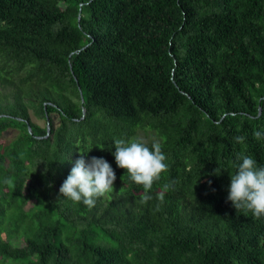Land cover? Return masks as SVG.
<instances>
[{
  "label": "trees",
  "instance_id": "obj_1",
  "mask_svg": "<svg viewBox=\"0 0 264 264\" xmlns=\"http://www.w3.org/2000/svg\"><path fill=\"white\" fill-rule=\"evenodd\" d=\"M138 128L167 157L146 202L112 155ZM257 130L264 0H0L1 264H264V217L227 199ZM86 150L116 174L91 208L59 193Z\"/></svg>",
  "mask_w": 264,
  "mask_h": 264
},
{
  "label": "clouds",
  "instance_id": "obj_2",
  "mask_svg": "<svg viewBox=\"0 0 264 264\" xmlns=\"http://www.w3.org/2000/svg\"><path fill=\"white\" fill-rule=\"evenodd\" d=\"M255 139H264V131H255ZM243 142L244 136L235 137ZM115 151L112 155L116 165L126 169L128 179L144 189L143 201L152 199L149 194L154 180L167 169V157L162 145L154 141L149 145L143 138H120L113 140ZM90 149V148H89ZM88 149V150H89ZM75 159L69 174L59 188L63 198L93 207L98 197L113 191L116 174L112 165L103 157L86 159L87 151ZM235 172L228 185L227 199L237 210L251 212L256 218L264 217V165L248 154L236 157ZM219 172V171H217ZM165 190L169 185H164ZM164 193L159 194L163 199Z\"/></svg>",
  "mask_w": 264,
  "mask_h": 264
},
{
  "label": "rangeland",
  "instance_id": "obj_3",
  "mask_svg": "<svg viewBox=\"0 0 264 264\" xmlns=\"http://www.w3.org/2000/svg\"><path fill=\"white\" fill-rule=\"evenodd\" d=\"M51 118H52V121L54 124L58 123V115L57 114H51ZM31 119H32V121H34L40 125H43V126L45 125L44 120H41V119L35 117L34 115H31ZM14 133H15V131L11 130L8 132L7 135H8V137H12ZM135 136L138 138H143L146 142L158 141V137L155 134V132L151 129H148V128H146V129L138 128L135 132ZM30 206H31V203L27 204L26 209L29 208ZM12 244L22 246L24 243L20 240L15 239L12 241ZM0 264H1V262H0ZM3 264H15V263H10L8 261H4Z\"/></svg>",
  "mask_w": 264,
  "mask_h": 264
},
{
  "label": "water",
  "instance_id": "obj_4",
  "mask_svg": "<svg viewBox=\"0 0 264 264\" xmlns=\"http://www.w3.org/2000/svg\"><path fill=\"white\" fill-rule=\"evenodd\" d=\"M79 18H80V9H79V14H78V20H79ZM75 80L77 82V79H75ZM78 90H79V93H80L81 101L83 102V95H82V92H81V89H80L79 86H78ZM259 112H260V109H259ZM82 113L84 115V113H85V109L84 108L82 109ZM45 114H46V125H47V133H46V135H47L49 133V123H48V115H47V113H45ZM28 130H29V132L31 130V126L29 124H28Z\"/></svg>",
  "mask_w": 264,
  "mask_h": 264
}]
</instances>
